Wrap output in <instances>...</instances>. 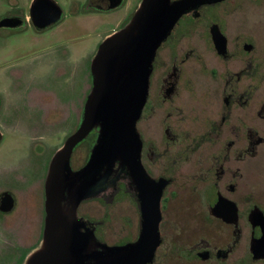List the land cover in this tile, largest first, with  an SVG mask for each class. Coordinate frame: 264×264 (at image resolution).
<instances>
[{
	"label": "flooded vegetation",
	"instance_id": "af4514ba",
	"mask_svg": "<svg viewBox=\"0 0 264 264\" xmlns=\"http://www.w3.org/2000/svg\"><path fill=\"white\" fill-rule=\"evenodd\" d=\"M35 1L28 13L0 16V34L28 26L42 32L54 25H36ZM113 1L89 0L99 7H111ZM151 68L137 129L141 162L151 177L163 179L164 188L154 254L150 235L147 246L131 253V264H264V0L198 1L161 43ZM91 133L95 140L85 163L75 169L71 156L74 170L89 160L98 129ZM46 180L42 212L26 228L40 236L34 250L46 229ZM121 192L133 199L138 216L117 218L115 243H108L100 236L102 216H84L79 209L89 199ZM20 193L0 178V232L17 210ZM8 201L14 203L11 210ZM66 203L65 198L64 208ZM81 204V229L93 230L98 241L123 246L139 240L143 216L136 184L119 161L113 180Z\"/></svg>",
	"mask_w": 264,
	"mask_h": 264
},
{
	"label": "rangeland",
	"instance_id": "374dc122",
	"mask_svg": "<svg viewBox=\"0 0 264 264\" xmlns=\"http://www.w3.org/2000/svg\"><path fill=\"white\" fill-rule=\"evenodd\" d=\"M55 1L63 15L46 30L28 26L0 34V178L21 192L17 210L7 216L8 226L0 232V245L7 240L0 249V264H25L38 245L40 236L26 228L42 212L52 157L80 123L79 111L92 86V60L99 45L130 20L142 0H123L116 7H99L89 0ZM31 2L0 0V16L28 13ZM93 135L75 148L73 168L85 163ZM79 213L102 216L100 236L108 243H115L117 218L138 216L133 199L123 192L89 199ZM20 227L27 234L15 230Z\"/></svg>",
	"mask_w": 264,
	"mask_h": 264
},
{
	"label": "water",
	"instance_id": "95a60500",
	"mask_svg": "<svg viewBox=\"0 0 264 264\" xmlns=\"http://www.w3.org/2000/svg\"><path fill=\"white\" fill-rule=\"evenodd\" d=\"M200 0H142L130 20L106 37L91 63L92 86L81 122L53 156L46 180V229L42 244L25 264H131V253L158 244L163 179H154L141 162L143 141L137 129L145 106L151 67L161 43L181 16ZM123 0H114L111 7ZM37 10L42 15L37 19ZM63 10L55 0H36L31 7L39 27L58 22ZM98 129L87 164L74 170L75 147ZM2 134L0 132V139ZM126 166L138 192L143 227L137 243L108 245L79 219L84 199L115 177V163ZM67 200L66 207L62 200ZM7 210L14 203L8 201ZM62 220V221H61Z\"/></svg>",
	"mask_w": 264,
	"mask_h": 264
},
{
	"label": "trees",
	"instance_id": "16d2710c",
	"mask_svg": "<svg viewBox=\"0 0 264 264\" xmlns=\"http://www.w3.org/2000/svg\"><path fill=\"white\" fill-rule=\"evenodd\" d=\"M92 140H93V141L95 140V136L92 138Z\"/></svg>",
	"mask_w": 264,
	"mask_h": 264
}]
</instances>
